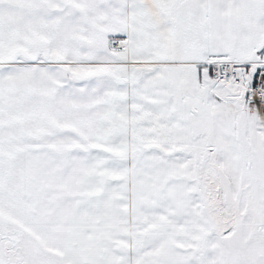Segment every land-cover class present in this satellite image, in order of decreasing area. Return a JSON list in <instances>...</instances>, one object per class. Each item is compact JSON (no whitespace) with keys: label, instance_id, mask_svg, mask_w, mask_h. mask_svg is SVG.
I'll list each match as a JSON object with an SVG mask.
<instances>
[{"label":"snow or ice","instance_id":"6c2138e0","mask_svg":"<svg viewBox=\"0 0 264 264\" xmlns=\"http://www.w3.org/2000/svg\"><path fill=\"white\" fill-rule=\"evenodd\" d=\"M0 264H264V0H0Z\"/></svg>","mask_w":264,"mask_h":264}]
</instances>
